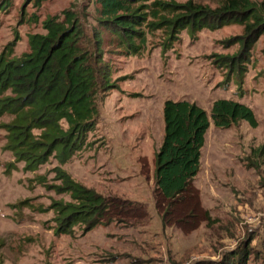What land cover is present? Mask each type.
<instances>
[{"label": "rangeland", "instance_id": "rangeland-1", "mask_svg": "<svg viewBox=\"0 0 264 264\" xmlns=\"http://www.w3.org/2000/svg\"><path fill=\"white\" fill-rule=\"evenodd\" d=\"M156 1L216 9L226 0L145 4ZM251 1L264 11V0ZM69 9L89 31L99 28L91 0H0V54L12 43L11 57L30 52L29 36L45 34L43 23ZM178 12L166 14L172 18ZM145 30L147 42L138 55H127L115 36L103 31L105 62L117 87L99 97L96 130L64 163L57 150L37 168L17 161L6 148L5 127L13 116L0 115V264H214L247 243L254 253L248 264H263L264 33L239 59L245 27L237 23L181 29L172 43L165 25ZM219 56L228 57V64H217ZM232 57L236 64L230 68ZM221 99L251 108L258 127L241 122L221 129L211 119L201 172L187 200L191 204L179 206L163 227L164 200L156 195L154 177L164 105L186 100L211 118L213 104ZM60 172L106 199L146 208L150 223L143 227L124 217L117 209L122 205L109 201L110 213L90 232H84L85 223H76L70 233L59 234L60 206L76 204Z\"/></svg>", "mask_w": 264, "mask_h": 264}, {"label": "trees", "instance_id": "trees-1", "mask_svg": "<svg viewBox=\"0 0 264 264\" xmlns=\"http://www.w3.org/2000/svg\"><path fill=\"white\" fill-rule=\"evenodd\" d=\"M150 1L91 0L99 28L89 31L80 15L69 9L43 23L45 34L29 36L30 52L13 58L12 43L0 54V96L11 92V96L0 100V115L13 116L5 127L8 133L6 148L17 161L37 168L57 150L64 163L81 150L89 134L96 130L100 116L99 97H106L117 87L112 84V70L105 62L103 31L114 35L118 48L127 55H138L147 42L145 29L152 32L157 25L168 27L172 43L181 29L196 32L237 23L245 27L239 59L249 52L259 33H264V11L251 0H226L216 9L193 6L191 2L185 6L160 1L145 4ZM177 8L182 12L172 18L166 14ZM219 57L217 64H228V57ZM230 59L231 68L236 64V57ZM163 115L164 138L155 158L154 180L156 195L164 200L161 221L166 227L168 217L178 215L179 206L191 204L187 200L201 172L202 150L211 119L214 126L221 129L241 122L257 128L258 121L251 108L227 99L213 104L211 118L203 108L186 100L166 101ZM59 178L76 201L58 210L61 220L58 233L61 235L70 233L76 223H85L84 232H90L110 213L107 211L109 201L122 205L117 209H122L120 214L124 217L143 226L150 223L149 212L143 206L136 208L134 202L116 197L106 199L75 182L68 174L62 173ZM246 245L214 264H248L254 253L249 243Z\"/></svg>", "mask_w": 264, "mask_h": 264}, {"label": "crops", "instance_id": "crops-1", "mask_svg": "<svg viewBox=\"0 0 264 264\" xmlns=\"http://www.w3.org/2000/svg\"><path fill=\"white\" fill-rule=\"evenodd\" d=\"M144 227V226H143Z\"/></svg>", "mask_w": 264, "mask_h": 264}]
</instances>
